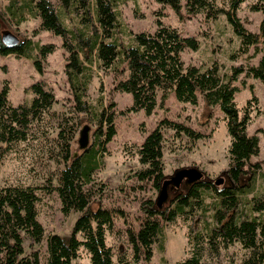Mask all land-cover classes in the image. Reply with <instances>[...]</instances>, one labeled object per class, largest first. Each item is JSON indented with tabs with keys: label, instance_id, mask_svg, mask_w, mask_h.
I'll return each instance as SVG.
<instances>
[{
	"label": "trees",
	"instance_id": "obj_1",
	"mask_svg": "<svg viewBox=\"0 0 264 264\" xmlns=\"http://www.w3.org/2000/svg\"><path fill=\"white\" fill-rule=\"evenodd\" d=\"M163 6H171L181 15L182 1L190 15L206 14L217 18L221 13L212 0H152ZM245 0H234L226 11L228 22L241 40L239 54L247 55L252 47L261 48L257 66L234 68L233 74L223 78L219 66L208 68L186 67L182 54L186 50L198 51L199 40L183 37L158 20L154 34H135L129 43L120 37L124 32L118 11L126 0H8L6 17L19 27L29 20H39L35 32H50L61 38L62 50L67 55L65 75L73 98V113L84 115L80 125L96 122L95 139L89 148L76 157L71 142L77 132L76 121L52 112L57 99L44 81L34 83L27 93L32 101L14 106L9 100L7 83L0 91V166L8 152L29 141L39 133L41 125L55 123L58 130L50 143L56 149L51 158H58L64 168L56 173L57 185L48 183V193L57 192L62 212L79 214L73 232L69 236L50 235L47 239V264H73L81 249L90 256L91 264H138L144 259L148 264L154 258V250H164L165 224L178 220L190 223L188 245L191 251L181 264H213L219 260L222 250L240 244L247 252L243 264H264V192L258 193L256 183L261 165L253 158L260 152L258 136H249L247 129L251 112L246 106L241 114L235 103L238 88L234 82L246 73L264 83V0H256L252 10L262 14L259 33L247 30L237 15ZM56 50L54 45L36 44L32 40H20L15 47L3 41L0 26V55L31 59L40 74L44 62ZM127 68L128 78L120 80L116 90L131 94L133 105L125 112H144L151 116L160 103L163 105L171 93L183 104L196 106L199 97L208 109L220 106L228 124L231 138L230 166L226 170L230 186L219 189L211 183L200 182L190 186L187 194H181L171 207L159 209L157 202L142 203L145 219L138 232H130L129 241L134 253L120 252L117 262L114 251L107 244V233L115 226L113 211L91 207V187L95 175L104 162L106 146L117 135V113L102 104L89 100L96 70L116 71ZM250 100L248 105L251 104ZM178 130L188 136L192 132L183 125L164 120L147 136L138 149L140 181H154L162 189L167 177L164 173L165 130ZM53 151V150H51ZM248 180V184L244 183ZM253 194L252 199L249 196ZM212 196V200L208 199ZM36 188L24 185L0 187V253L2 264H41L36 249L45 237V229L38 221Z\"/></svg>",
	"mask_w": 264,
	"mask_h": 264
},
{
	"label": "rangeland",
	"instance_id": "obj_2",
	"mask_svg": "<svg viewBox=\"0 0 264 264\" xmlns=\"http://www.w3.org/2000/svg\"><path fill=\"white\" fill-rule=\"evenodd\" d=\"M215 8L222 11L217 18H208L206 14L192 16L186 4L182 1L181 15L171 6H163L152 0H126L119 8L123 31L118 37L124 43H129L138 33L154 34L158 29V20L167 27L178 30L183 37H193L200 42V49L196 52L186 50L182 59L186 67L197 66L208 68L216 63L223 78L233 74L234 68L257 66L261 58V48L252 47L247 55L239 54L240 38L234 33L228 22L226 11L232 8L234 0H212ZM256 0H245L238 8L237 15L244 27L252 33H259L262 14L252 10ZM8 0H0V26L3 33L15 35L19 40L29 39L36 44L54 45L55 52L48 56L44 62V72L40 74L31 59L16 56L0 55V91L7 83L9 100L14 106L24 102H31L32 93H27L34 83L44 81L52 90L57 99L52 112L73 118L76 121L77 132L71 142L74 154H80V133L85 126L91 127L90 145L95 139L96 122L80 125L84 115L73 113V98L69 90L65 75L67 55L62 50L61 38L50 32H35L39 20H29L16 27L9 22L5 14ZM128 78L127 68L122 66L116 71L96 70V77L92 84L89 100L98 105L102 104L109 111L117 115V135L106 146L104 162L95 175L94 185L90 188L92 193L91 207L113 211L114 229L107 233V244L114 251V260L120 252L128 251L132 258L134 250L129 241L130 232H138L145 215L141 210L143 202L157 201L160 197L154 181H140L137 173L143 166L139 162L138 149L147 136L160 124L167 120L177 125H183L192 132V135L178 133V130L166 129L164 142V173L167 179L173 178L177 171L185 168H197L205 174L202 182H209L212 186L224 189L230 186L224 173L230 166L229 149L231 138L224 112L220 106L208 109L199 97L196 106L180 103L175 93L162 105L160 98L155 112L148 116L144 112L123 115L133 105L131 94L116 90L120 80ZM234 86L239 90L235 95V103L240 113L245 107L251 112V122L247 129L249 136H258L260 152L253 158L254 163L261 165L260 174H264V83L241 74ZM251 104L248 105V102ZM39 133L29 143L21 144L8 152L3 164L0 166V187L10 185H24L36 188L38 196V221L45 229L43 242L36 247L40 252L41 264H47V239L50 235L69 236L74 229L79 214L72 212L64 215L62 203L57 192L48 193V183L57 185L56 173L64 168L58 163V158H51L57 151L50 143L49 138L55 139L57 129L55 123L41 125ZM53 150V151H51ZM224 180L221 185L216 183ZM250 182V181H249ZM244 180L245 184L249 183ZM171 186L168 188V200L159 209L165 210L172 206L181 194H187L190 186ZM258 193L264 192V179L259 176L256 183ZM253 194L249 196L252 199ZM212 200V196L208 202ZM190 223L178 220L173 224H165L164 250L155 248L154 258L150 264H181L191 251L188 245V232ZM247 252L240 244L231 245L227 250L221 251L219 260L213 264H243ZM3 254L0 253V264ZM73 264H91L90 256L86 250L81 249L79 258ZM138 264H148L141 259Z\"/></svg>",
	"mask_w": 264,
	"mask_h": 264
},
{
	"label": "water",
	"instance_id": "obj_3",
	"mask_svg": "<svg viewBox=\"0 0 264 264\" xmlns=\"http://www.w3.org/2000/svg\"><path fill=\"white\" fill-rule=\"evenodd\" d=\"M3 41L8 47H15L19 44L20 40L13 34L3 33ZM90 133L91 127L85 126L81 133L79 139V147L81 151H85L90 146ZM77 154L74 155L76 157ZM224 176L227 177V174L224 173ZM205 174L197 168H185L176 172L175 176L170 179H166L161 191L160 197L156 201L157 206L160 208L168 200V188L171 186L179 187L185 181L189 186H192L196 183H200L204 180ZM224 180L218 181L216 184L221 185Z\"/></svg>",
	"mask_w": 264,
	"mask_h": 264
},
{
	"label": "flooded vegetation",
	"instance_id": "obj_4",
	"mask_svg": "<svg viewBox=\"0 0 264 264\" xmlns=\"http://www.w3.org/2000/svg\"><path fill=\"white\" fill-rule=\"evenodd\" d=\"M184 184L187 185V186H189V185L187 184V182H185Z\"/></svg>",
	"mask_w": 264,
	"mask_h": 264
}]
</instances>
